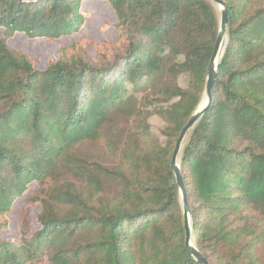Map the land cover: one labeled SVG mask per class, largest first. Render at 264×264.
Returning <instances> with one entry per match:
<instances>
[{"label":"trees","instance_id":"obj_1","mask_svg":"<svg viewBox=\"0 0 264 264\" xmlns=\"http://www.w3.org/2000/svg\"><path fill=\"white\" fill-rule=\"evenodd\" d=\"M82 1L0 0V264H197L170 165L203 97L218 16L209 0H101L117 39L94 44L95 58L81 40L39 70L8 44L78 33ZM221 1L227 44L180 175L205 260L264 264V0ZM151 116L165 125L155 136ZM91 142L118 166L83 158ZM32 184L36 228L20 210V237L1 238Z\"/></svg>","mask_w":264,"mask_h":264},{"label":"rangeland","instance_id":"obj_2","mask_svg":"<svg viewBox=\"0 0 264 264\" xmlns=\"http://www.w3.org/2000/svg\"><path fill=\"white\" fill-rule=\"evenodd\" d=\"M212 4V3H211ZM214 11L218 16V11L213 5ZM81 10L86 12L87 17L84 24L78 33L63 37L58 41H46L45 39H29L23 34H16L9 39L8 44L16 51L23 52L35 63V68L42 70L45 68L48 60H56L58 48L68 46L73 42L84 40L86 42L85 49L90 56L95 58V51L93 45H97L102 41L114 42L117 39V34L113 28L116 22V17L107 2L101 0H83L81 3ZM203 98V97H202ZM202 99L198 105L200 106ZM197 107V109H198ZM150 132L152 135H158L160 130H163L164 123L157 117L151 116L148 119ZM116 131L121 132L123 137L128 136L130 124L124 119H120L117 124ZM79 154L86 159L94 160L104 167L114 168L118 166V159L113 156L111 150L106 149L105 146H98L95 143L88 144L79 149ZM104 152V153H103ZM37 184H32L29 189L19 198L13 205L10 213L7 215L8 228L1 235V238L18 239V224L20 210H24L25 216L30 220L32 227L35 229V219L40 212V206L37 203H32L31 198L38 192Z\"/></svg>","mask_w":264,"mask_h":264},{"label":"water","instance_id":"obj_3","mask_svg":"<svg viewBox=\"0 0 264 264\" xmlns=\"http://www.w3.org/2000/svg\"><path fill=\"white\" fill-rule=\"evenodd\" d=\"M15 1H18L20 3H34L40 0H15ZM209 1L216 6L218 11V33L216 36L213 52L210 57V61L206 70V80H205L203 98L198 109H196L195 112L190 116L189 120L187 121V123L185 124V126L182 128V130L178 135V138L174 146L173 154L171 157V165H170V169L174 176L175 184L177 186L179 198H180L182 218H183L185 248L190 254V256L196 261L197 264H209V263L205 260V258L201 255V253L196 249V247L193 244V240H192L193 226L191 222V215L186 198L184 184L182 182V178L180 175L179 158L184 142L189 132L208 109V106L211 101V92L216 78L217 68L227 44L226 25L228 23V10L226 4L221 0H209Z\"/></svg>","mask_w":264,"mask_h":264}]
</instances>
